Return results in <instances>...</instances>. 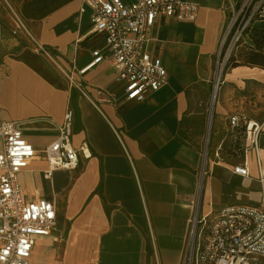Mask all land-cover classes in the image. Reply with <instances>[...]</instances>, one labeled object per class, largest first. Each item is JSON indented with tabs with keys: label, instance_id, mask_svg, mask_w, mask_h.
Returning a JSON list of instances; mask_svg holds the SVG:
<instances>
[{
	"label": "crops",
	"instance_id": "crops-1",
	"mask_svg": "<svg viewBox=\"0 0 264 264\" xmlns=\"http://www.w3.org/2000/svg\"><path fill=\"white\" fill-rule=\"evenodd\" d=\"M187 1L199 5L194 20H155L146 49L161 59L167 81L135 101L125 97L108 60L78 73L94 49L107 53L89 9L80 12L82 0H0V122L14 121L39 149L56 139L70 109L71 143L90 152L77 168L56 169L48 179L44 160L20 172L27 199L43 197L56 207L55 226L36 238L30 264H183L195 210L201 216L234 203L264 206L260 133L255 148L242 120L230 122L253 105L264 130V86L252 101L248 88L264 73L228 77L245 64L232 66L211 102L228 0ZM11 10L50 54L10 32ZM252 27L264 29V18ZM243 40L254 46L248 31ZM237 165L249 175L234 173Z\"/></svg>",
	"mask_w": 264,
	"mask_h": 264
},
{
	"label": "built area",
	"instance_id": "built-area-1",
	"mask_svg": "<svg viewBox=\"0 0 264 264\" xmlns=\"http://www.w3.org/2000/svg\"><path fill=\"white\" fill-rule=\"evenodd\" d=\"M263 2L228 0V19L218 64L222 50L223 60L229 59L251 23L264 15ZM87 8L92 29L102 36L107 53L94 49L92 60L78 73L83 74L97 63L108 60L118 79L124 83L125 97L141 101L149 91L159 89L167 81V70L161 59L146 49L155 20L175 17L192 21L199 5L187 0H82L80 12L84 13ZM11 15L10 32L22 34L25 43L30 44L34 51L50 54L23 19L13 10ZM70 82L85 95L81 83L76 84L72 77ZM218 84L219 79L216 86ZM239 120H242L247 136L252 132V143L257 148L260 126L256 123L251 126V121L237 115L230 118L231 125L236 126ZM72 123L73 112L67 109L56 139L37 149L24 138L14 121L0 122V264H30L36 238L49 235L54 228L55 202L43 197L27 199L19 174L33 160L39 159L47 163L43 175L48 179L56 169L77 168L80 155L88 158L90 152L86 144L76 148L71 143ZM233 172L249 175L244 165L235 166ZM263 260V205L234 203L201 216L195 210L190 219L183 264H262Z\"/></svg>",
	"mask_w": 264,
	"mask_h": 264
},
{
	"label": "rangeland",
	"instance_id": "rangeland-1",
	"mask_svg": "<svg viewBox=\"0 0 264 264\" xmlns=\"http://www.w3.org/2000/svg\"><path fill=\"white\" fill-rule=\"evenodd\" d=\"M245 40L248 42V39H246V37H245ZM250 50H251V47L246 42H244V40H243V42H240L235 47L233 53L231 54L230 59L226 60V58H225L223 60L224 49L222 50V53L219 56L220 64H218L217 61H216L217 59H215V64H214L213 70H212L214 81H213V87H212L211 96H210V101L211 102L213 100L212 96H213V92H214V87L217 84L218 79H219V84L217 86V94H218L219 87L221 86V81H222V79H224V75L226 74V72H228L232 66L246 64V61H247V58H248L247 57L248 56V52ZM222 63H223V65H221ZM256 77L261 80L260 83L255 81V80H250V82L248 84V88L250 90V98H251L250 100L251 101L254 99V98H252V96L254 94V91L256 89L260 88L259 84H262L264 86V79L261 78L262 76L257 75ZM234 81H237V78ZM232 86H233V89L236 88V87H234V85H232ZM251 104H254V103L251 102ZM209 111H210V109H208V112H206V114H207L206 135H205V133H203L204 137L201 139L202 141L200 142V146H201L202 149L205 147V144H206V141H207V137H208L207 136V132H208ZM256 116H257L256 115V108H253V105H251V109H250L248 115H245L243 117H244V119L246 121H251L252 120L251 122H255L256 124H259V123H257L258 120H256V118H257ZM258 126L261 127L262 124H259ZM209 134H210V130H209ZM260 136H261V139L263 141L264 140V132H263L262 129H260Z\"/></svg>",
	"mask_w": 264,
	"mask_h": 264
},
{
	"label": "trees",
	"instance_id": "trees-1",
	"mask_svg": "<svg viewBox=\"0 0 264 264\" xmlns=\"http://www.w3.org/2000/svg\"><path fill=\"white\" fill-rule=\"evenodd\" d=\"M263 6H264V2H263ZM261 18H264V15ZM247 31L250 35V38L254 46L251 47V50L248 52V56H247L248 58L245 65L259 66L264 68V29L250 27L248 28ZM261 144L264 145V140L261 141Z\"/></svg>",
	"mask_w": 264,
	"mask_h": 264
},
{
	"label": "bare ground",
	"instance_id": "bare-ground-1",
	"mask_svg": "<svg viewBox=\"0 0 264 264\" xmlns=\"http://www.w3.org/2000/svg\"><path fill=\"white\" fill-rule=\"evenodd\" d=\"M243 68H237V67H233L231 72H229L230 74H228V77H233L235 76L237 73H239V71H242V73L249 75V78H254L256 73H264V69L257 67V66H242ZM217 94V86L215 85L214 87V92H213V97H215ZM251 126L256 125L254 122H251L250 124ZM261 153H263V150H260ZM264 172V169H263Z\"/></svg>",
	"mask_w": 264,
	"mask_h": 264
}]
</instances>
